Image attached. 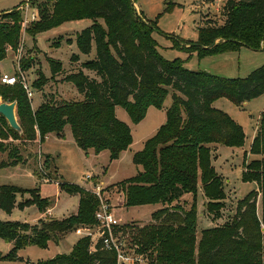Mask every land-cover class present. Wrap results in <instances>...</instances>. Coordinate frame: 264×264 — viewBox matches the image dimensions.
Returning <instances> with one entry per match:
<instances>
[{"label":"trees","instance_id":"1","mask_svg":"<svg viewBox=\"0 0 264 264\" xmlns=\"http://www.w3.org/2000/svg\"><path fill=\"white\" fill-rule=\"evenodd\" d=\"M51 1L44 3L41 17L30 26H25L19 5L0 13V62L9 48L20 49L25 32L35 34L69 20L93 19L91 26L77 34V43L84 54L95 48V57L65 76L82 99H46L43 95L34 109L20 83H0L3 100L17 102L22 127L21 133L13 129L0 113V151H7L13 142L24 146L42 143L49 133L64 137L69 125L80 148H94L97 153L109 150L111 160L117 159L132 144L133 134L129 124L117 117L116 106L125 108L132 121L139 123L149 107L162 109L172 91L166 122L133 156L142 170L123 182L127 206L162 204L152 213V223L133 232L136 253L149 264H264V158L246 164L243 179L256 182L258 188L238 201L232 219L201 230L197 237L199 183L208 199L207 210L215 219L222 216L227 197L224 178L213 165L212 145L241 146L245 140L242 126L212 103L226 97L242 105L264 94V64L244 78L190 70L180 60H167L158 52L153 37L159 31L157 22L138 12L134 0ZM225 9L224 25L201 27L198 41L183 47L201 55L241 46L264 50V0H227ZM218 39L224 42L216 43ZM51 65L56 74L61 64L51 61ZM34 86L41 89L38 82ZM251 152L264 155V111ZM8 158L11 161H0V167L23 160L16 146ZM59 185L67 193L79 194L77 213L63 219L41 218L34 225L0 220V237L13 243L8 254L0 251V263L13 260L15 251L27 245L45 247L78 227L96 224L97 196L76 183L60 181ZM26 193L35 198L19 202L20 206L35 201L42 212L50 208L51 201L40 197L38 188L15 185H0V207L11 211L17 196ZM186 193L193 194L189 208L180 202ZM117 230L127 232L122 226ZM116 258V252L104 248L102 242L93 245L84 236L69 253L27 264H113Z\"/></svg>","mask_w":264,"mask_h":264},{"label":"rangeland","instance_id":"2","mask_svg":"<svg viewBox=\"0 0 264 264\" xmlns=\"http://www.w3.org/2000/svg\"><path fill=\"white\" fill-rule=\"evenodd\" d=\"M142 13L149 20L156 21L159 31H154L158 52L167 60H180L183 66L190 70H207L213 74L233 78L248 76L254 69L264 64V50H252L246 46L228 51H216L201 55L197 50L188 51L183 46H190L199 39V30L206 25L222 26L228 18L225 9L227 0H134ZM49 0H0V13L12 10L19 5L25 26H30L38 20L44 10V3ZM23 3V4H21ZM29 3L28 8L25 5ZM21 4V5H20ZM51 8V7H49ZM35 13L33 18L32 13ZM26 19L28 21H26ZM98 21L105 24L104 20ZM93 19L82 18L63 22L35 34L25 32L20 49L15 52L9 49L7 57L0 64L1 72L16 74L24 88L28 85L33 96L28 98L36 106L46 99H82L75 85L65 80V76L77 71L80 63L95 57V48L90 54L81 52L77 43V34L93 24ZM217 42H224L216 40ZM78 56L77 58H73ZM51 61L59 62L57 73L53 74ZM40 83V88L34 83ZM0 83L1 80H0ZM172 91L166 98L162 109L149 107L146 117L139 123H134L122 106H117V117L129 124L132 129L133 142L127 150L121 152L117 159L111 160L109 150L97 153L94 148H80L71 127L66 126V135L60 137L49 133L44 142L32 145H22L13 142L7 151H0V161L10 162L8 152L15 146L19 148L22 161L15 165L0 167V185H15L26 189H39V195L51 201L50 208L42 212L37 202H19L34 200V195L20 194L16 198L11 211L0 207V220L22 221L32 225L41 218L63 219L76 212L79 207V194H70L62 190L59 182L67 181L94 190L97 183H102L104 195L114 206V212L122 220V227L127 228L126 234L119 232L125 244V250L132 256L136 246L132 242L135 229L153 222L152 213L162 207V204H147L127 206L124 181L135 176L142 166L133 161L136 152L144 148L145 142L152 137L167 120V108L172 103ZM4 102L0 96V103ZM215 108L226 112L243 128L245 140L241 146L213 144V165L223 176L227 197L222 216L214 218L207 210L208 199L204 191L198 188V240L201 230L222 225L234 216L237 204L251 190L258 188L256 182L244 181L243 172L246 164L253 160L264 158L263 154L251 152L254 138L259 129L261 114L264 111V94L247 103L237 105L226 97L216 99ZM34 108V107H33ZM36 108V107H35ZM17 111V110H16ZM48 159V161H47ZM88 175L93 176L88 180ZM98 179L99 181H97ZM95 184V185H94ZM180 202L187 208L193 202V194L186 193ZM258 212L262 217L261 198H258ZM120 226V227H121ZM91 229L93 225L84 226ZM131 227V228H129ZM85 228L75 229L66 233L60 240H50L45 247L30 244L15 251L13 260H5L0 264H25L28 261L47 260L59 253H69L76 242L88 236ZM13 248L12 242L0 237V251L8 254ZM133 264H149L146 258Z\"/></svg>","mask_w":264,"mask_h":264},{"label":"built area","instance_id":"3","mask_svg":"<svg viewBox=\"0 0 264 264\" xmlns=\"http://www.w3.org/2000/svg\"><path fill=\"white\" fill-rule=\"evenodd\" d=\"M29 3L25 5L28 8ZM33 18L35 13H32ZM26 21H28L26 19ZM2 83L14 85L19 81V76L16 74L2 73L0 76ZM25 89L29 97L33 96V92L30 90L28 85H25ZM93 176L88 175L86 178L88 180L92 179ZM95 185V184H94ZM91 190L98 198L99 204L95 212L96 224L91 229H86L88 231V236L91 238L92 244H96L98 241L102 242L103 247L115 251L117 254L116 261L113 264H133L136 262L143 261V256H132L129 252L125 250V244L122 240V236L117 234L118 228L122 225L121 218H118L114 212V206L104 195L102 183H98L97 186Z\"/></svg>","mask_w":264,"mask_h":264},{"label":"water","instance_id":"4","mask_svg":"<svg viewBox=\"0 0 264 264\" xmlns=\"http://www.w3.org/2000/svg\"><path fill=\"white\" fill-rule=\"evenodd\" d=\"M16 110H17V102L16 101H13V102H5L4 101V102L0 103V113L7 119L9 125L13 129H15L21 133L22 127L19 123Z\"/></svg>","mask_w":264,"mask_h":264},{"label":"crops","instance_id":"5","mask_svg":"<svg viewBox=\"0 0 264 264\" xmlns=\"http://www.w3.org/2000/svg\"><path fill=\"white\" fill-rule=\"evenodd\" d=\"M21 4H23V3H21ZM20 4V5H21ZM135 5H136V7H137V9L138 10H140V8L138 7V5L135 3ZM9 49H11V48H9ZM12 50V49H11ZM8 52H9V50H8ZM2 62V61H1ZM1 62H0V64H1ZM1 73H5V72H1ZM7 73V72H6ZM42 102V100L40 101V102H38V104L35 106L34 104H33V107H34V109H36V108H38V106L40 105V103ZM245 103H247V102H245ZM244 103V104H245ZM36 107V108H35ZM116 111H117V106H116ZM56 134V133H55ZM57 135V134H56ZM65 135H66V130H65ZM97 181H99L98 179H96ZM98 184V183H97ZM84 187L85 188H87V186H85L84 185ZM89 189V188H88ZM199 189H202V191H203V187H202V184L201 183H199ZM78 211V210H77ZM77 211L76 212H74V213H77ZM49 212H50V214H51V209H49ZM74 213H72V214H74ZM52 215V214H51ZM79 228H85V227H83V226H81V227H78L77 229H79ZM85 229H87V228H85ZM25 264H27V263H25Z\"/></svg>","mask_w":264,"mask_h":264}]
</instances>
